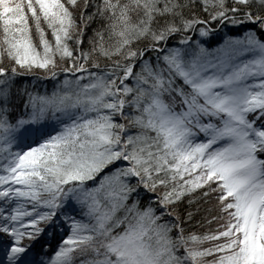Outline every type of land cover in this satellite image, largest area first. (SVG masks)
I'll return each instance as SVG.
<instances>
[{
	"label": "snow or ice",
	"instance_id": "6c2138e0",
	"mask_svg": "<svg viewBox=\"0 0 264 264\" xmlns=\"http://www.w3.org/2000/svg\"><path fill=\"white\" fill-rule=\"evenodd\" d=\"M0 264H264V0H0Z\"/></svg>",
	"mask_w": 264,
	"mask_h": 264
},
{
	"label": "rangeland",
	"instance_id": "374dc122",
	"mask_svg": "<svg viewBox=\"0 0 264 264\" xmlns=\"http://www.w3.org/2000/svg\"><path fill=\"white\" fill-rule=\"evenodd\" d=\"M22 79L31 80V77L30 76L29 77H24Z\"/></svg>",
	"mask_w": 264,
	"mask_h": 264
},
{
	"label": "trees",
	"instance_id": "16d2710c",
	"mask_svg": "<svg viewBox=\"0 0 264 264\" xmlns=\"http://www.w3.org/2000/svg\"><path fill=\"white\" fill-rule=\"evenodd\" d=\"M24 78V77H23Z\"/></svg>",
	"mask_w": 264,
	"mask_h": 264
}]
</instances>
